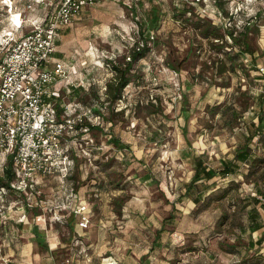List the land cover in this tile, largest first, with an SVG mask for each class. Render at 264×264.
<instances>
[{"label":"rangeland","instance_id":"374dc122","mask_svg":"<svg viewBox=\"0 0 264 264\" xmlns=\"http://www.w3.org/2000/svg\"><path fill=\"white\" fill-rule=\"evenodd\" d=\"M124 1L89 7L62 30L63 58L77 72L65 81L80 83L75 93L61 92L62 98L78 103L82 117L94 119L100 111L102 119L94 122L99 129L79 133L71 144L70 187L55 193L53 184L62 186L60 180H37L48 185L45 202L64 198L87 207L88 228L79 226L78 214L76 223L66 218L74 226L67 228L60 210L55 217V205L44 203L49 217L44 213L46 224H40L47 232L54 226L66 245L54 256L65 260L68 254L70 263L80 264H264V240L258 242L264 237V209L253 198H260L253 183L264 191L259 178H246L250 166L239 164L235 174L198 184L201 203L183 196L197 160L219 170L247 143L254 156L264 158V134L257 135L262 121L264 127V0H221L220 8L214 0ZM186 7L192 11L180 17ZM156 16L158 26L152 22ZM247 23L255 53L236 57L230 72L237 49L226 33H239ZM210 26L220 27L224 38H204L202 30ZM6 32H0V58ZM143 42L149 53L129 71L122 98L108 103L107 85L116 76L112 67L125 70ZM91 106L94 110L85 109ZM208 196L211 201H205ZM13 199L8 211L17 210ZM254 223L262 228L253 233Z\"/></svg>","mask_w":264,"mask_h":264},{"label":"built area","instance_id":"2783aa9c","mask_svg":"<svg viewBox=\"0 0 264 264\" xmlns=\"http://www.w3.org/2000/svg\"><path fill=\"white\" fill-rule=\"evenodd\" d=\"M19 1L23 4V10L19 12L15 11L17 0L2 1L6 16L12 20L13 30L6 32L1 44L5 54L0 61V151L11 155L15 180L10 188L0 187V226L1 221L7 219L5 212L9 209L7 201L11 195L29 191L38 178L60 177L64 180L68 172L70 160L65 144L71 141L69 131L82 122L83 117L79 114L71 118L68 105L63 106L59 114L49 101L52 96H57L51 91L52 87L68 80L70 74L63 61L53 58L60 33L73 25L89 7L105 2H125ZM37 7L47 9L42 22L26 20L25 13ZM25 22H29L32 28L22 38L16 37L15 33ZM262 187L264 191V182ZM86 208L78 205L75 209L80 215L79 226L83 229L90 223ZM35 222L46 224V217H37Z\"/></svg>","mask_w":264,"mask_h":264},{"label":"crops","instance_id":"0c3cea01","mask_svg":"<svg viewBox=\"0 0 264 264\" xmlns=\"http://www.w3.org/2000/svg\"><path fill=\"white\" fill-rule=\"evenodd\" d=\"M17 8L16 12H19L23 10L22 6L23 4L21 1L17 0ZM2 7V6H1ZM0 7V19L2 20V23L0 24V32L13 30L12 24L10 18H8L5 14V8ZM44 9L42 7H37L32 12H26L25 13V19L30 21H36V23L42 22V19L45 16ZM31 24L29 22H25V24L22 25V28L18 30L15 35L18 38H22L26 33H28L31 29ZM29 29V30H28ZM68 29V28H67ZM64 31V30H63ZM62 33H60L59 40L61 42ZM64 44L60 43L57 45L56 53L58 55V58H55L53 56L54 60L58 61L61 60L65 63L67 68L71 75L76 78V69L74 67H71L67 61L64 60ZM54 54V55H55ZM3 56L0 58V61L2 60ZM76 81H79V79H76ZM62 81L58 84H56L54 87H52L51 91L55 93L57 96H52L49 101L54 104L55 109L60 114L63 111V106H70L71 111H69L71 118H76L80 113L81 109L78 103L73 101H67L65 98H62L61 92H66V95H69L72 92H76L77 89L80 87V83L78 82H71V81ZM61 84H64V87L66 89L63 90V87H60ZM66 84V85H65ZM93 109V107H88L85 109ZM94 110V109H93ZM86 115V114H84ZM87 117V116H86ZM92 119V120H91ZM99 120V117H94L89 119V121L94 124L97 123ZM80 133L77 130L74 129L69 131V140L74 143V141L77 138V135ZM84 134H88L86 130L83 132ZM83 134V135H84ZM82 136V135H80ZM10 159H12L11 155H7L6 153L0 151V187L4 186L7 188H10L15 180L12 179V181H7V166L9 164ZM71 166V167H70ZM72 168L71 161L69 162V166L67 170L69 171ZM73 169V168H72ZM13 170V169H12ZM14 173V171H13ZM15 174V173H14ZM54 181H51L53 179H48L51 182H57L60 180L62 182V186L58 183L55 186H53V190H59L60 188H66L70 187V185H66L65 181L61 179L60 177H55ZM38 180V179H37ZM34 184V186L31 187L30 191L26 192H16L15 197L17 198V201L14 199V204L12 203L13 209H17L16 211H6L5 220L1 221L0 226V264H80V263H70V257L68 258V254H66V259H57V257L54 256L55 253H60L59 250H62L66 248V245L63 241L60 239V233L57 229L54 228V226L51 227V231L47 232L48 229L47 225L43 224H36L35 219L40 216L47 215V209L46 205L44 203L48 204L49 206L54 207L55 210H51L52 214H55V217L57 215V211H59V216L62 215L65 218L68 216H72L74 218V221L76 223V220H78V215L75 212L74 207L77 205L76 200L70 201L69 199L62 198L58 204H55L57 202L53 203H47L45 200H43L42 194L45 191V188L48 186L44 181H37ZM38 182V183H37ZM52 186V184H50ZM40 196L42 198L40 199ZM65 196V195H64ZM47 196H44V199H46ZM40 199V200H39ZM8 204L11 205L10 200L7 201ZM78 206V205H77ZM11 207V206H10ZM58 209V210H56ZM43 212V213H42ZM45 213V214H44ZM52 215V216H53ZM49 217V216H48ZM47 218V217H46ZM51 218V217H50ZM79 221V220H78ZM50 222V221H49ZM54 222V220L52 221ZM57 223V222H56ZM55 224V223H54ZM53 224V225H54ZM78 226V222H77ZM79 227V226H78ZM68 228V226H67ZM46 232V233H45ZM77 232V231H76ZM69 247V246H68ZM68 251V249H66ZM83 251L78 250L79 255L82 254ZM86 260L85 256H83ZM89 259V258H88ZM89 264V263H84Z\"/></svg>","mask_w":264,"mask_h":264},{"label":"trees","instance_id":"16d2710c","mask_svg":"<svg viewBox=\"0 0 264 264\" xmlns=\"http://www.w3.org/2000/svg\"><path fill=\"white\" fill-rule=\"evenodd\" d=\"M213 2H215V4L217 5V6L215 5L216 7L220 8L221 0H214ZM183 11L187 12V13H190L192 11V9L186 7L184 9H182V12ZM184 12L182 13V15L180 14V17L181 16L183 17ZM180 17L177 16V18L179 20H180ZM158 18H159L158 16L154 17V19L152 21L154 23L153 24L154 26L157 25ZM157 26L154 27V28H157ZM248 26H250V25H248V23H247L241 29V31L239 33H236V34L234 33V31H228L226 33L227 36H229V38H231L232 41H233L232 44H234V45H232V48L237 49L236 53L234 54V57H230V59H229L230 72H235L236 64L238 63V60H239L238 58L241 55H246V56L250 55L252 57L254 55V53H255L254 51H252L249 43L247 42V40H248L247 34H248V30H249ZM219 28L220 27H217V26L216 27L215 26H213V27L210 26V28L206 27V28H204V30H202L201 34L206 39L214 38L216 40H219V39L224 38V36L220 33V29ZM139 31H140V34H141V36L143 38V41L145 43H147L146 39L148 37H146V29L144 28V26L142 27V25H141ZM56 44L57 45L60 44V40L59 39L57 40ZM148 53H149V48H148L147 44H145L142 48L137 46V47H135L133 49V52L131 53V55L129 57V61L127 62L125 70H122V69H120L119 67H116V66L112 67L114 72L116 73V76L107 85L108 86V90H107V97H108V101L107 102L108 103L109 102L115 103L116 101H118V100H120L122 98L124 90H126V88L130 84V77L128 76L129 71L132 70L134 64H137L142 59L146 58ZM236 57H238V58H236ZM226 61H228V60H225L224 62L222 61V63H221L223 65V67H225V68H226V63H225ZM226 70L227 69H225V71ZM221 72H223V71H221ZM101 114L102 113L100 111H96L94 113L93 117L96 116V117H99V119L100 118L102 119V117H101L102 115ZM98 126L99 125H97V124L96 125L92 124L89 121V118L83 117L82 118V122H78V124L75 125V130H77L78 132L80 131L81 134H84L83 133L84 130H86V132L94 131V130L99 129ZM262 126H263V121L261 122V128L263 129L264 127H262ZM261 128H259V130L257 131V135H259V136L264 134V132L262 133ZM253 137H251V138H253ZM261 139H263V138L261 137ZM113 143L116 146H118V144H119V142L116 141L115 139H113ZM71 144H73L72 141H70L69 144L68 143L65 144L66 154H67V157H68V159L70 161L72 160V158L70 157L69 152L73 153V150H74L72 148L73 145H71ZM123 148H128V147L126 145H123ZM196 159L197 158L195 157V161H196ZM260 160H262L261 162L264 163V158L254 156L253 149L250 146V143L244 144L243 146L239 147L237 149L233 159H225V160H223L221 162L222 166H221V168L219 170L207 167L202 160H197L196 164H195V170H194L195 171L194 172L195 175H193L191 182L185 187L186 191H185L183 196L184 197H189V198L191 197L193 202L196 203V204L201 203V200H202L201 193L200 194H195L196 190H197V187H199L198 184H201L202 182H209V181L215 179L217 176H221L222 178H226L229 175L235 174L237 172L236 169H238L239 164H245L247 167L250 166V169L248 171V174H247L246 178H249V177L251 179L255 178V180L252 181V182H258L260 180V183H263L264 182V170H263L262 167H259ZM255 166H257V167H255ZM70 167H69V171L67 172V174L65 175V178H64V181H65L67 186H68L70 180L71 179L73 180V178H72L73 171H74V169H72L73 165H72L71 169H70ZM7 168H8L7 171H6L7 177H8L7 181H12V179H14V176H15L14 173H13V170H12L13 169L12 168V159H10ZM258 178H259V180H257ZM213 184H215V182ZM253 184H254V188H255L256 194L260 195V198L259 197H253V198H254L255 202L258 203V204H261L263 206V209H264V202L262 201V198H264V193L262 192V189H260L259 187H256V183H253ZM229 191H226L223 197H225L226 194ZM209 196L205 198V201L206 200H209V201L212 200V197H209ZM256 216H258V215L256 214ZM66 218L68 220L73 219L72 216H68ZM68 220L65 221L66 226H68L69 228H74V226L72 224V220L70 222H68ZM261 228H262V224L261 223L260 224L254 223L250 227V230H251V232L254 233V232L259 231ZM162 234H164V230L161 228L157 232V236L155 238L154 244L156 242H158V240L161 238ZM263 240H264V237H261L258 240V242H262L263 243ZM154 244L152 246L153 250H155L156 247H158L156 244L155 245ZM161 248H163V247H161ZM235 248L236 247L231 248L230 252H234ZM75 250H77V249H75Z\"/></svg>","mask_w":264,"mask_h":264},{"label":"clouds","instance_id":"9594fccd","mask_svg":"<svg viewBox=\"0 0 264 264\" xmlns=\"http://www.w3.org/2000/svg\"><path fill=\"white\" fill-rule=\"evenodd\" d=\"M5 2H7V0H5Z\"/></svg>","mask_w":264,"mask_h":264}]
</instances>
